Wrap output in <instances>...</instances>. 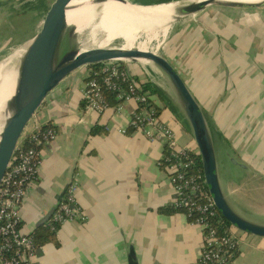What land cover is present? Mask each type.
<instances>
[{
	"label": "crops",
	"instance_id": "obj_1",
	"mask_svg": "<svg viewBox=\"0 0 264 264\" xmlns=\"http://www.w3.org/2000/svg\"><path fill=\"white\" fill-rule=\"evenodd\" d=\"M51 1L3 0L0 9L21 6L41 20ZM162 43L161 52L206 115L222 168L233 172L225 177L233 203L264 221V6H210L176 24ZM124 67L141 82L157 78L135 63ZM87 70L63 78L38 108L41 123L57 134L40 147L37 179L20 206L21 228L31 234L50 219L76 175L84 219L62 222L58 245L36 248L30 264H128L129 244L139 264H197L200 230L171 208L175 191L158 165L164 143L130 128L118 131L133 103L118 115L112 108L102 114L88 109L80 93ZM150 99L178 141L190 145L191 132L176 105L157 94ZM94 126L103 132L91 134ZM227 153L245 168L232 164ZM233 232L239 239L235 264H264V237Z\"/></svg>",
	"mask_w": 264,
	"mask_h": 264
},
{
	"label": "water",
	"instance_id": "obj_2",
	"mask_svg": "<svg viewBox=\"0 0 264 264\" xmlns=\"http://www.w3.org/2000/svg\"><path fill=\"white\" fill-rule=\"evenodd\" d=\"M73 0H52L46 8L37 31L22 46L18 55L8 69L13 82V93L5 103L0 117V194L14 165L22 133L30 118L41 105L47 94L71 72L94 63L115 61L124 65L135 63L150 75L163 79L171 92L160 88L180 110L189 127L197 146L206 187L216 209L230 224L245 233L264 237V221L254 218L233 203L225 178L220 173L219 158L215 148L213 132L200 104L193 96L178 70L158 50L152 46L162 35L150 39V32L137 31V38L132 46L124 47V42L117 39L109 44L81 45L80 40L74 44L45 54L56 40L61 26L66 20L67 7ZM139 6H150L162 3H174L173 8L165 15L152 22L156 32L167 27V33L178 23L192 18L210 6L236 8H259L264 0L248 2L243 0H168L153 3H139L133 0H118ZM160 28V29H159ZM144 42L146 49L139 45ZM1 62V61H0ZM39 91L28 112L23 104L28 96ZM232 164L245 168L226 154ZM128 264H139L131 244L127 250Z\"/></svg>",
	"mask_w": 264,
	"mask_h": 264
},
{
	"label": "built area",
	"instance_id": "obj_3",
	"mask_svg": "<svg viewBox=\"0 0 264 264\" xmlns=\"http://www.w3.org/2000/svg\"><path fill=\"white\" fill-rule=\"evenodd\" d=\"M104 90L115 92L114 106ZM80 93L87 108L97 114L112 108L118 115L125 104L133 103L134 109L127 124L118 131L124 134L130 128L151 141L159 138L164 143L158 165L167 171L175 191L171 208L183 212L200 230L197 264H235L239 239L232 229L220 231L216 224L217 209L205 188L203 171L197 166L195 155L199 154L193 138L190 145L178 141L175 132L160 120L157 108L149 100L141 82L131 79V74L119 62H101L96 68H88ZM38 108L22 133L14 165L0 194V264H30L36 250L31 234L21 228L20 206L27 190L37 179L40 147L53 141L57 134L54 127L41 123ZM77 190L78 180L73 175L63 200L50 216V222L61 224L75 218L84 219V212L77 205Z\"/></svg>",
	"mask_w": 264,
	"mask_h": 264
},
{
	"label": "bare ground",
	"instance_id": "obj_4",
	"mask_svg": "<svg viewBox=\"0 0 264 264\" xmlns=\"http://www.w3.org/2000/svg\"><path fill=\"white\" fill-rule=\"evenodd\" d=\"M243 1L257 2L261 0ZM173 6L174 3L139 6L118 0H73L67 7L66 20L61 26L56 40L45 51V54L59 51L74 44L80 39V35L84 31H87L89 35L87 41L98 45L109 44L121 39L124 42V47L132 46L139 30L150 32V39L159 34L164 39L167 35V27L159 28L161 31L156 32L150 24L165 15ZM160 44L155 42L153 50H156ZM145 45L142 42L139 48L144 50L146 49ZM19 51L17 50L7 61L0 62V117L5 103L13 93V82L8 69ZM165 84L167 85L166 82ZM160 86L165 88L164 85L160 84ZM165 89L171 92L168 85ZM38 93L39 91L32 92L25 100L23 104L24 112L29 111Z\"/></svg>",
	"mask_w": 264,
	"mask_h": 264
},
{
	"label": "rangeland",
	"instance_id": "obj_5",
	"mask_svg": "<svg viewBox=\"0 0 264 264\" xmlns=\"http://www.w3.org/2000/svg\"><path fill=\"white\" fill-rule=\"evenodd\" d=\"M3 0H0V5ZM143 1H152V0H143ZM157 1V0H156ZM18 11L6 12L5 10L0 9V61L5 62L12 56L17 50H19L24 44L32 37V35L37 31L39 27V17H34L33 14L30 15L27 12L21 11L23 7L17 6ZM88 32L84 31L80 35L81 45H93L88 42ZM100 36V35H99ZM163 39L159 38L157 42H159L158 51L161 52L163 43ZM156 45V44H155ZM153 47V46H152ZM155 82L159 85H164L165 88L167 85L165 81L159 77L154 78ZM167 115L166 112L162 111V116ZM223 157H219V169L221 175L231 176L233 172L228 170L227 168H222L221 163L223 161ZM249 192H252L251 189ZM232 231L242 232L238 229H232Z\"/></svg>",
	"mask_w": 264,
	"mask_h": 264
},
{
	"label": "trees",
	"instance_id": "obj_6",
	"mask_svg": "<svg viewBox=\"0 0 264 264\" xmlns=\"http://www.w3.org/2000/svg\"><path fill=\"white\" fill-rule=\"evenodd\" d=\"M160 1H168V0H157V1L152 0L150 2L143 1V0H133V2H139V3H153V2H160ZM119 63L121 65V67L125 68L124 63H122V62H119ZM99 64L100 63H94L91 65L84 66V68H96L99 66ZM131 79L138 80L132 76H131ZM141 85L143 87V90L148 92V96H149L150 101H151L150 94H157L161 100L165 101V104L169 105L172 108L176 107V106L174 107L170 103V101H169L170 99L163 93V91L160 88H158L156 85H154L153 83L141 82ZM104 94L108 98L109 102L111 103V106H114L116 104L115 92H113L111 90H104ZM90 132L93 135L101 134L103 132V128H101L99 126H94V127H92ZM195 159L197 161L198 168L202 170V166H201L199 156L195 155ZM205 188H207V187L205 186ZM169 209L170 208H166V209H164V211H171V209L170 210ZM217 219L218 220L216 221L217 222L216 224L219 225L220 231L235 229L230 224V222L221 215V213L218 210H217ZM59 227H60V224L50 222V220H48L44 225H42L41 227H39L38 229L33 231L31 233V237H32L35 248H38V247L43 246V245L48 244V243L58 245L57 230Z\"/></svg>",
	"mask_w": 264,
	"mask_h": 264
},
{
	"label": "flooded vegetation",
	"instance_id": "obj_7",
	"mask_svg": "<svg viewBox=\"0 0 264 264\" xmlns=\"http://www.w3.org/2000/svg\"><path fill=\"white\" fill-rule=\"evenodd\" d=\"M34 1H36V0H34ZM26 13V12H25Z\"/></svg>",
	"mask_w": 264,
	"mask_h": 264
}]
</instances>
